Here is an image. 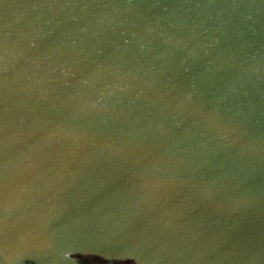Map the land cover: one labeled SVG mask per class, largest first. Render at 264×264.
I'll use <instances>...</instances> for the list:
<instances>
[{
  "label": "water",
  "instance_id": "obj_1",
  "mask_svg": "<svg viewBox=\"0 0 264 264\" xmlns=\"http://www.w3.org/2000/svg\"><path fill=\"white\" fill-rule=\"evenodd\" d=\"M264 264V0H0V264Z\"/></svg>",
  "mask_w": 264,
  "mask_h": 264
},
{
  "label": "flooded vegetation",
  "instance_id": "obj_2",
  "mask_svg": "<svg viewBox=\"0 0 264 264\" xmlns=\"http://www.w3.org/2000/svg\"><path fill=\"white\" fill-rule=\"evenodd\" d=\"M80 264H140L138 260L132 258H110L97 257L92 255H74ZM11 264H42L26 257H18L10 260Z\"/></svg>",
  "mask_w": 264,
  "mask_h": 264
}]
</instances>
